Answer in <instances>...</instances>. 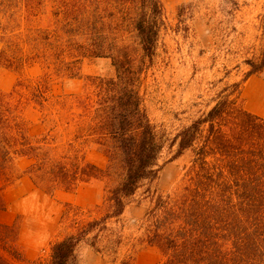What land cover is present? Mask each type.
Masks as SVG:
<instances>
[{
	"label": "trees",
	"instance_id": "trees-1",
	"mask_svg": "<svg viewBox=\"0 0 264 264\" xmlns=\"http://www.w3.org/2000/svg\"><path fill=\"white\" fill-rule=\"evenodd\" d=\"M162 18L160 0H0V68L16 73L41 66L42 75L28 86L38 109L48 102L53 77L80 79L82 60L107 59L113 68L111 77H86L90 91L80 100L83 142L103 155V168L84 156L56 160L49 136L29 135L14 100L20 82L8 94L0 91V178L21 159L29 163L23 174L49 196L118 179L106 191L107 212L52 243L46 264H79V243L96 226L121 217L127 201L158 177L162 145L143 108L140 82L155 55ZM126 22L137 51L121 36ZM249 67L245 81L264 69V47ZM239 90L238 98L219 101L177 135L174 159L191 151V161L174 191L155 192L143 220L144 244L159 252V264H264V120L244 109ZM73 209L66 206L64 214ZM19 228L18 219L0 225V264L26 263Z\"/></svg>",
	"mask_w": 264,
	"mask_h": 264
},
{
	"label": "rangeland",
	"instance_id": "rangeland-1",
	"mask_svg": "<svg viewBox=\"0 0 264 264\" xmlns=\"http://www.w3.org/2000/svg\"><path fill=\"white\" fill-rule=\"evenodd\" d=\"M160 1L163 18L156 51L145 65L140 82L143 108L162 145L158 159L160 172L156 181L143 184L127 201L121 217L96 226L79 243L76 251L79 264H120L129 258L135 264L160 263L159 252L155 249L154 253V248L144 244L143 220L155 192L174 191L189 166L191 151L174 159L177 135L205 116L219 101L226 97L238 98L249 64L258 63L262 56L264 0ZM106 25L108 30L113 27L110 19ZM121 29V36L137 51L129 23H122ZM41 75L39 64L16 73L0 68V91L8 94L20 82L14 100L28 124L29 135L49 136L56 148V160L62 155L76 161L84 156L87 162L103 168V155L96 147L83 142L85 121L80 100L90 91L86 77L113 76L110 61L82 60L80 79L53 77L48 102L42 110L29 101L28 88ZM257 75L264 78V69ZM28 165L21 159L8 164L1 183L16 187L20 179L27 178L34 186L23 174ZM117 183L116 176L89 181L73 192L57 191L52 196L34 186L36 195L29 197L16 218L20 226L19 241L23 249L33 253L24 264H46L52 243L99 220L108 210L104 205L106 191ZM66 206L76 209L65 215Z\"/></svg>",
	"mask_w": 264,
	"mask_h": 264
},
{
	"label": "crops",
	"instance_id": "crops-1",
	"mask_svg": "<svg viewBox=\"0 0 264 264\" xmlns=\"http://www.w3.org/2000/svg\"><path fill=\"white\" fill-rule=\"evenodd\" d=\"M243 100L244 109L264 120V78L260 75H253L249 77L241 87V94ZM20 184L16 187H6L0 191V198L4 205V211H0V225L10 226L14 223L17 215L21 214L22 209L28 201L29 197L36 195L34 186L29 182L27 178L20 179ZM21 183H23L21 185ZM2 183L0 181V188ZM20 232V228H19ZM18 235V244L22 249L25 259L33 255L31 251L23 249ZM152 249V248H151ZM154 250L155 253V249ZM50 248L48 250V257ZM36 257V256H35ZM32 257V258H35ZM152 264H158L152 263Z\"/></svg>",
	"mask_w": 264,
	"mask_h": 264
}]
</instances>
